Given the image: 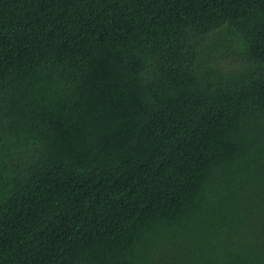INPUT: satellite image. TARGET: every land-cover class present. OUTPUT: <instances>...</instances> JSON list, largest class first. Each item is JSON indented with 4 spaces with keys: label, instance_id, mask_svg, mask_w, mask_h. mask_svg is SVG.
Masks as SVG:
<instances>
[{
    "label": "trees",
    "instance_id": "obj_1",
    "mask_svg": "<svg viewBox=\"0 0 264 264\" xmlns=\"http://www.w3.org/2000/svg\"><path fill=\"white\" fill-rule=\"evenodd\" d=\"M263 252L264 0H0V264Z\"/></svg>",
    "mask_w": 264,
    "mask_h": 264
},
{
    "label": "bare ground",
    "instance_id": "obj_2",
    "mask_svg": "<svg viewBox=\"0 0 264 264\" xmlns=\"http://www.w3.org/2000/svg\"><path fill=\"white\" fill-rule=\"evenodd\" d=\"M209 96V95H208ZM237 239V238H236ZM232 243V242H231ZM184 251V250H183ZM264 253V252H263Z\"/></svg>",
    "mask_w": 264,
    "mask_h": 264
}]
</instances>
